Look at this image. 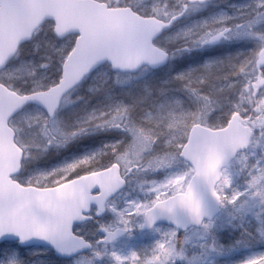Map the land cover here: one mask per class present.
I'll use <instances>...</instances> for the list:
<instances>
[{"label":"snow or ice","instance_id":"6c2138e0","mask_svg":"<svg viewBox=\"0 0 264 264\" xmlns=\"http://www.w3.org/2000/svg\"><path fill=\"white\" fill-rule=\"evenodd\" d=\"M202 3L203 0H176V4L170 5L168 0H162L145 11L134 0H0V61L6 67L0 75V238H4L0 248L11 244L9 234L21 241L33 236L44 238L65 252L89 246L90 241L78 229L74 230V222L88 218L93 210L99 214L108 207L124 227L101 224L105 235L100 240H113L120 231L132 227L133 210L143 217L139 227H151L159 218L167 217L173 226L162 232V241H156L150 260L151 264H176V259L184 256V242L188 239L178 235L179 229L187 230L189 224L199 225L204 231L212 227L209 198L219 206L230 207L236 217L256 216L260 222L259 236L264 238V140L260 139L264 137V127L259 126L264 124V49H253L238 62L230 59L231 71L215 77L212 72L216 61L177 73L175 78L183 82V88L196 101L195 109L181 107L171 112L178 121V135L169 134L161 142L153 129L141 127L139 141L106 143L96 151L29 176L24 182L17 175L21 149L14 129L21 121L29 129V147L54 138L66 142L93 126L117 127L132 135L134 118L122 102L106 109L94 108L75 127L65 129L55 116L64 90L101 59L119 66L160 60L163 53L154 47L153 34ZM253 11L252 18L238 24H226L228 17L220 14L182 31L191 35L202 28L194 39L203 45L227 37L232 28L241 30L247 24L251 29L253 23L264 20V0H255ZM53 25L71 35L55 48L61 71L44 72L38 80H26L22 86H16L14 81L35 75L44 66L48 52L45 49L40 62L31 66H9V54L17 41L35 27H47L51 33ZM219 80L226 83L217 86L215 81ZM204 84L210 85L209 91H202ZM228 91L234 92L235 97L229 100L225 95L221 100V94ZM176 100L183 105L179 98ZM29 101L42 104L46 111H23ZM204 108L211 113L222 111L215 122H210L202 112ZM249 131L253 132L255 143L253 150L236 162L237 172L244 176L243 185L237 186L230 164L237 146L247 144ZM145 153H150L147 166L128 163L136 154L143 160ZM104 155L111 157L107 163L101 162ZM178 156L188 166L173 171L172 162ZM159 169L167 170V174L160 179L145 177L139 181V191L146 198L126 200L120 208L109 200L130 173ZM247 235L253 236L251 232ZM111 254L117 264L124 259L118 252ZM131 256L136 264L137 253L133 251ZM0 264L20 262L13 257L0 260ZM240 264H264V251L249 255Z\"/></svg>","mask_w":264,"mask_h":264},{"label":"rangeland","instance_id":"374dc122","mask_svg":"<svg viewBox=\"0 0 264 264\" xmlns=\"http://www.w3.org/2000/svg\"><path fill=\"white\" fill-rule=\"evenodd\" d=\"M170 5L176 4V0H168ZM179 7V5H176ZM255 0H203V3L195 9L177 17V19L167 29L165 35H174L181 29L191 27L199 21L209 19L213 16L224 14L228 17L226 24H238L244 19L252 18L255 13ZM255 31H264V20H258L254 26ZM52 37L51 33H48ZM177 41H170L169 47H178ZM60 43L59 40L56 41ZM258 47V38L247 33L222 37L216 41L205 43L199 47L182 49L170 57L169 63L158 70H146L143 73L134 74L127 79L118 78L115 73L109 70L107 65H102L69 94L68 102H62L55 113L56 119L65 129L76 126L78 120H82L94 108H107L116 102L134 105V114L138 116L143 107L153 102L164 99L179 98L186 108L195 107V98L183 88V82L176 79V74L185 72L190 68H199L206 61H216L213 66L212 76L222 75L230 72V59L237 62L240 57L247 55ZM44 49L33 51L31 42L27 43L25 59L38 63L42 59ZM240 54L238 56L237 54ZM184 56L179 61L180 56ZM176 58V61L174 60ZM178 61L180 64H178ZM223 61V64L219 62ZM19 63L13 59L8 65L15 66ZM100 69L106 71L101 72ZM16 86H21V81H14ZM216 85L226 83L224 80L215 81ZM92 86L91 89L89 86ZM210 85L204 84L202 91H209ZM233 99L235 93L228 91L221 94ZM227 108V104H224ZM37 107H27L23 111H36ZM222 109H217L210 114V122H215L216 117ZM131 133L125 129L117 127H89L88 130L77 133L62 145H50L46 149H34L35 157L30 159L28 165L21 171L19 178L22 182L36 172L50 170L53 167L71 161L92 151L100 149L106 143L117 140L123 143L129 142ZM111 159L110 155L101 157L102 163H107ZM179 168H183L180 165ZM238 164H230V170L234 175V183L242 186L244 176L237 172ZM173 171L178 169H172ZM167 174V170L159 169L144 174H129L126 178V187L111 199L117 208L123 207L126 200L146 198L145 193L139 191V181L142 178L160 179ZM93 210L94 219L86 224L77 225L74 230H79V234L84 236L93 244V249L85 254H81L68 260L57 258L47 247H18L14 242L9 246L0 248V260L5 258H16L20 264H117L112 252H118L124 259L120 264H133L131 253H137L136 264L141 261H149L156 246V241H162V232L171 226L164 224L156 225L149 231L139 232L142 215L132 211L130 224L134 228L132 233L116 240L114 243L104 246L97 245L96 240L100 237L103 229L101 224L111 226H123L115 212L106 207L105 212L96 217ZM260 222L256 216L247 214L244 217H236L232 214L230 207H222L219 214L213 219V225L208 231L202 227L190 228L185 231H178L180 237L187 236L184 242V256L176 259V264H240V261L249 255L264 251V238H260ZM159 230V231H158ZM253 234L252 237L247 235ZM215 247H212V245ZM99 252L101 255L97 256Z\"/></svg>","mask_w":264,"mask_h":264},{"label":"clouds","instance_id":"9594fccd","mask_svg":"<svg viewBox=\"0 0 264 264\" xmlns=\"http://www.w3.org/2000/svg\"><path fill=\"white\" fill-rule=\"evenodd\" d=\"M134 3L137 7L144 9L145 11L152 10L154 4L162 3V0H134ZM256 23L251 25V29L246 24L241 30H237L232 28L231 31L228 32V36L235 35L238 33H247L249 35L255 36L258 38V47L255 49H264V31H258L260 33L259 36L255 35L254 26ZM167 26L162 25L161 29L158 30L156 33L153 34L152 42L156 49H158L163 56L160 60L155 62H141L137 65L133 66H119L115 65L110 62L111 68L114 70L115 75L120 79H127L134 74L143 73L149 69V66H159L163 62H165L168 58L173 56L175 53L182 49H191L195 47H199L200 44L196 39L195 36H198L203 29H198L194 31L191 35H186L181 29L179 32L175 33L174 35H165L164 29ZM49 28L37 26L35 27L32 32H30L27 36L21 37L17 41L16 48L13 50L12 53L9 54L7 60L9 61L10 58L17 59L19 61L18 64L22 65H32V60L25 59V49L23 45L27 42H31L33 45V51H37L39 49H46L48 52V56L44 57V66L39 69L35 75H24L20 77L21 86L23 85L24 81L28 80H38L40 76L44 72H48L49 74L58 73L61 71V67H58L59 57L55 50L56 46H58L62 41L69 40L71 38L70 32L65 31L61 32L56 29L55 25L51 27V34L52 37L48 36ZM178 40V47L172 48L169 47L170 41H177ZM59 40L60 43L57 44L56 41ZM249 52L248 54H250ZM247 54V55H248ZM105 59H101L94 64L90 65L89 68L81 73L80 78L73 83V85L69 86L67 89L64 90L61 98V102H68L70 91L73 89V86L77 85L78 82L83 81L86 79L90 74H92L93 69H97L101 63H103ZM210 61H206L204 64ZM214 66V65H213ZM101 72L106 71L105 69H100ZM6 72L5 62L0 61V75ZM91 89V85L89 86ZM129 107V111L134 118V131L131 135V139L129 142L139 141L142 132L141 127L143 128H151L155 131L156 135L160 136V141L163 142L167 139L169 134L175 133L179 134V125L178 121L171 115L173 110L179 111L181 107H185L181 105L178 100L176 99H164L158 102H153L148 106L143 107L141 113L136 116L134 114V105L126 104ZM186 108V107H185ZM195 109V107H193ZM202 112L207 116V119L210 121V114L211 112L207 110V108L202 109ZM260 127H264V124L259 125ZM94 127V126H93ZM28 133L29 129L25 125L23 121L20 122L19 127L14 129V138L17 139L18 146L20 147L21 151L18 156V168L17 173L21 172L30 162V159L35 157L36 152L34 149H46L50 145H62L64 142L60 138H54L51 142H47L45 140H40L39 146L29 147L28 145ZM261 140H264V137H260ZM255 143V136L252 131L248 133V142L247 144H240L237 146V151L232 158V164H236L237 161L241 160L246 152H251L253 150ZM150 153H145V158L140 160L138 154L133 155L132 159L128 161L130 164L142 163L147 166L150 163V159L148 158ZM180 165H183V168H179ZM188 165L185 163L183 157L178 156L172 162V169H178L175 171H179L187 167ZM55 168V167H53ZM52 169V168H51ZM151 171V169H148ZM46 171V170H45ZM41 172V171H39ZM36 172V173H39ZM35 173V174H36Z\"/></svg>","mask_w":264,"mask_h":264},{"label":"water","instance_id":"95a60500","mask_svg":"<svg viewBox=\"0 0 264 264\" xmlns=\"http://www.w3.org/2000/svg\"><path fill=\"white\" fill-rule=\"evenodd\" d=\"M169 26H167L166 28H168ZM165 28V29H166ZM164 29V30H165ZM163 30V31H164ZM11 59V58H10ZM9 59V60H10ZM168 62V59L165 61V62H163L161 65H159V66H155V67H153V66H149V69H151V70H155V69H157V68H161V67H163L164 65H166V63ZM104 63H107L109 66H110V61L109 60H107V59H105L104 61H103V63H101L100 65H102V64H104ZM99 65V66H100ZM110 69H111V71H113L114 72V70L111 68V66H110ZM93 70H95V69H93ZM80 82H78V84H79ZM77 84V85H78ZM76 86V85H75ZM75 86H73V88L75 87ZM27 104H33V105H36V106H38V107H40V108H42L44 111H46V109H45V107L42 105V104H39L38 102H36V101H29V102H27L25 105H27ZM24 105V106H25ZM23 106V107H24ZM59 106V105H58ZM58 108V107H57ZM125 185H126V182H125V184L124 185H122V187L120 188V189H118L117 191H115L114 193H112L111 195H110V197H109V199H111L112 197H114L117 193H119L122 189H124V187H125ZM208 205H209V208L211 209V211H212V218L219 212V205H217V203L213 200V199H211V198H209V200H208ZM105 211V209H103L99 214H102L103 212ZM89 220V217L88 218H86V219H83V220H78V221H75L74 222V226L75 225H79V224H82V223H84V222H86V221H88ZM141 223H143V217H142V222ZM159 223H161V224H166V225H169V226H173V223L167 218V217H161V218H159L156 222H155V224L153 225V226H148V225H144V227H139V230L140 231H148V230H150L151 228H153L156 224H159ZM191 226H194V227H199V225H194V224H189L188 225V227H191ZM187 227V228H188ZM119 228H121V227H119ZM180 230H185V228H183V227H181L180 228ZM130 230L129 229H127V230H122V231H120L119 233H118V235L113 239V240H109V241H102V240H98L97 241V243L98 244H105V245H109V244H111V243H113L115 240H117L118 238H120V237H122V236H124L126 233H128ZM105 235V232H103L102 233V237ZM2 239H4V238H0V240H2ZM7 239L8 240H10V241H16L17 242V245L18 246H21V247H26V246H45V247H48V248H50L52 251H53V253H54V255L55 256H57V257H60V258H65V259H67V258H71V257H74V256H76V255H78V254H81V253H84V252H87V251H90L91 250V243H90V245L89 246H84V247H82V248H80V249H77V250H74V251H72V252H65V251H61L60 249H58L51 241H48V240H46V239H44V238H40V237H35V236H33V237H29V238H27L26 240H24V241H21L17 236H15V235H13V234H9L8 235V237H7Z\"/></svg>","mask_w":264,"mask_h":264},{"label":"trees","instance_id":"16d2710c","mask_svg":"<svg viewBox=\"0 0 264 264\" xmlns=\"http://www.w3.org/2000/svg\"><path fill=\"white\" fill-rule=\"evenodd\" d=\"M23 47H24V49H25V51H26V50H27V44L23 45ZM183 57H184V56L181 55V56L179 57V61H181V60L183 59ZM174 60L176 61V58H175ZM179 61H178V64H180ZM176 62H177V61H176Z\"/></svg>","mask_w":264,"mask_h":264}]
</instances>
